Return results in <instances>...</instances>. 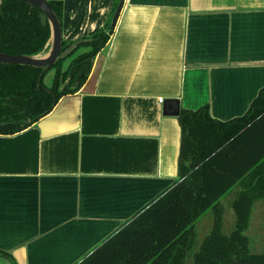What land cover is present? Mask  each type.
Returning a JSON list of instances; mask_svg holds the SVG:
<instances>
[{"label": "crops", "instance_id": "crops-1", "mask_svg": "<svg viewBox=\"0 0 264 264\" xmlns=\"http://www.w3.org/2000/svg\"><path fill=\"white\" fill-rule=\"evenodd\" d=\"M113 2L63 0L62 40L103 27ZM71 76L47 114L0 133V264H75L171 186L181 131L166 99L243 115L264 86V0H124Z\"/></svg>", "mask_w": 264, "mask_h": 264}, {"label": "trees", "instance_id": "trees-1", "mask_svg": "<svg viewBox=\"0 0 264 264\" xmlns=\"http://www.w3.org/2000/svg\"><path fill=\"white\" fill-rule=\"evenodd\" d=\"M60 23L63 0H45ZM107 23L52 66L51 87L39 67L0 63V133L13 134L47 114L60 97L72 93L70 67L102 50L113 29ZM49 23L35 6L0 0V51L38 55L46 50ZM75 41L62 40V51ZM84 49L78 52L79 49ZM74 55V56H73ZM73 56V57H71ZM71 57L66 68L63 62ZM177 177L75 264H264V253H251L245 229L255 198H264V86L247 111L229 120L211 117L208 106L180 109ZM240 187L232 202L234 227L221 232V199ZM215 212L211 233L193 248V223L206 210Z\"/></svg>", "mask_w": 264, "mask_h": 264}, {"label": "rangeland", "instance_id": "rangeland-1", "mask_svg": "<svg viewBox=\"0 0 264 264\" xmlns=\"http://www.w3.org/2000/svg\"><path fill=\"white\" fill-rule=\"evenodd\" d=\"M47 51L48 48L43 51L40 56H44ZM54 72L55 69L53 67L44 72L43 83L46 87H51ZM238 189V186L234 187L221 199L222 208H220L217 214H220L221 232L223 234H228L234 227V214L231 204L236 197ZM215 220V212L211 209L202 212L196 217L193 223V248H197L204 237L211 233ZM244 233L249 240L250 252L264 253V198H255L253 201L251 213Z\"/></svg>", "mask_w": 264, "mask_h": 264}, {"label": "water", "instance_id": "water-1", "mask_svg": "<svg viewBox=\"0 0 264 264\" xmlns=\"http://www.w3.org/2000/svg\"><path fill=\"white\" fill-rule=\"evenodd\" d=\"M37 7L46 17L50 27V38L47 44L48 51L44 56L25 54H6L0 51V63L21 64L39 67L41 74L51 68L59 58H64L80 40H76L67 49L62 51V29L61 23L54 11L45 0H20ZM124 0H118L111 15L109 29H113L118 19ZM46 48V49H47ZM164 115L178 116L180 113L179 101L174 98L166 99L162 105Z\"/></svg>", "mask_w": 264, "mask_h": 264}, {"label": "built area", "instance_id": "built-area-1", "mask_svg": "<svg viewBox=\"0 0 264 264\" xmlns=\"http://www.w3.org/2000/svg\"><path fill=\"white\" fill-rule=\"evenodd\" d=\"M162 100V98H159V101H161Z\"/></svg>", "mask_w": 264, "mask_h": 264}]
</instances>
